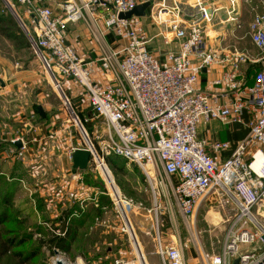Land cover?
Segmentation results:
<instances>
[{"label":"built area","instance_id":"1","mask_svg":"<svg viewBox=\"0 0 264 264\" xmlns=\"http://www.w3.org/2000/svg\"><path fill=\"white\" fill-rule=\"evenodd\" d=\"M0 2L27 34L80 130L84 132L63 90H68L66 83L80 89V103L103 125L104 139L98 149L88 140L86 148H76L90 151L86 170L110 183L105 161L111 156L121 158L145 175L155 200L156 188L163 191L157 176L163 174L189 231L200 201L211 190L220 191L232 215L214 255L202 256L190 235L188 242L199 264H233L236 256L237 264H264V219L253 214L264 203V0H153L143 17L126 19H119V14L143 2ZM242 7L248 8L246 36L259 51L256 59L228 44L225 34L215 30L226 25L241 28ZM77 23L92 42L84 56L67 42L69 25ZM258 63L261 68L248 77L247 69H255ZM212 72L216 74L202 88V75ZM210 120L223 126L240 124L246 136L234 145L206 143L198 137V127ZM224 151L231 154L222 162L211 155ZM257 155L261 161L254 169ZM110 191L120 232L126 235L132 254L128 259L114 258L110 264H152L125 216L124 206L129 203L114 189ZM154 242L158 264H187L188 242L175 236L166 243L159 232ZM61 259L65 263L57 262L70 264ZM75 264L87 263L78 257Z\"/></svg>","mask_w":264,"mask_h":264},{"label":"rangeland","instance_id":"2","mask_svg":"<svg viewBox=\"0 0 264 264\" xmlns=\"http://www.w3.org/2000/svg\"><path fill=\"white\" fill-rule=\"evenodd\" d=\"M2 7L4 8L3 4ZM2 7L0 5L1 14ZM8 14L2 15L8 16ZM241 15L243 24L241 28L236 29L233 25H226L215 30L225 34L228 44L247 51L256 59L259 57V51L246 36V25L249 21L247 7H242ZM11 19L14 25L12 23L10 26L14 33L24 35L13 16ZM231 31L234 33L232 34ZM254 68L247 69L248 77L261 66L258 63ZM0 81L4 85L3 87L0 85V200L7 184L11 185L14 192L11 209L16 211L9 213L6 223L0 228L8 229L10 233L1 236L26 234L31 241L19 248L25 250L43 237L49 235L59 237L61 234L59 224H68L66 218L68 215L64 214L68 210L63 209L56 216L54 210L58 205V199L51 193L61 189L63 195L60 203L67 204L71 194H68L70 193L68 189L62 190V184L74 180L71 174L73 172L70 164L71 150L86 148V145H89L87 140L98 149V143L104 139V129L99 121L94 120L96 128L93 127L92 122L85 123V119L89 121L91 118L90 112L87 108H83L80 99L75 100L69 90L63 89L84 132L80 130L67 106L64 105L60 92L53 86L38 57L27 43L25 35L15 40L5 38L0 33ZM78 90L80 92L79 88ZM73 91L75 94L78 93L75 88ZM39 105L47 115L42 121L39 120L36 111ZM18 140L24 148L15 145ZM107 167L109 170L108 165ZM124 171L125 173L118 177L119 182L111 170H109L110 174L107 173V177L110 178L111 175L112 182L100 178L99 174L96 175L98 178L94 182L105 193L111 188L114 189L123 201L129 203V207L124 206L125 216L149 263L158 264L154 242L156 232L160 233L162 241L165 240L166 243L175 236H179L184 243H187L192 239L190 236L192 234L201 249L202 256L218 253L226 220L232 215L229 204L220 191L218 195L217 191L211 190L200 201L195 210L194 225L189 231L174 204L167 177L163 174L157 176V181H163L168 188L164 187L163 183L160 184L163 191L156 188V194L159 196L156 195L155 200L149 190L147 178L137 166L126 163ZM137 180L141 186L137 184ZM170 181L175 184L174 179L171 178ZM108 197L111 203L109 209H113L108 216L111 228L98 225L95 230L81 232L78 242L83 253L71 252L68 255L56 250L49 251L45 247L40 252L41 255L39 254L28 264H52L53 260L59 257L70 264H75L78 257H82L81 259L87 264H110L114 259L113 256H119L118 251H121L122 255L127 254L130 248L126 235L120 232V219L113 206L115 198L112 194ZM44 199L48 201L45 202ZM44 205H47V208ZM262 205L260 207H264V203ZM253 214L258 215L255 211ZM102 215L94 213L92 217L100 218ZM103 219L104 215L99 220L101 224ZM94 244L98 245V249L93 248ZM187 244L190 250H185V260L190 261L188 264H199L197 254L191 250L193 245L189 242ZM0 264H19V262L8 255L0 260Z\"/></svg>","mask_w":264,"mask_h":264},{"label":"crops","instance_id":"3","mask_svg":"<svg viewBox=\"0 0 264 264\" xmlns=\"http://www.w3.org/2000/svg\"><path fill=\"white\" fill-rule=\"evenodd\" d=\"M146 1L147 0H142L141 2H146ZM67 42L76 48V50L80 56H84L92 47V42L89 41L86 30L84 29V26L81 25L80 23H77L74 25H69L68 33H67ZM215 74H216V72H212V73H209L207 75L203 74L202 78H201V87L204 88L206 82L211 77H213ZM65 86L70 91L71 97L74 98L75 100H77L78 94L74 93L73 85H71V83H66ZM82 106H83V108H87L85 104H83ZM88 110H90V109H88ZM45 115H46V113H45ZM51 118L53 119L54 116ZM94 120L98 121L94 116H92L89 119V122L93 123V127H94V123H95ZM96 127L97 126H95L94 128H96ZM246 133H247V131L240 124L234 123V124H231L229 126H223L219 122L214 121V120H210L208 122L202 123L198 127V137L200 139L204 140L206 143H210L211 141H219V142H225L226 141V142H230L234 145L236 142H239L242 139H244L246 136ZM208 152H210L209 149H208ZM230 154H231V151H224V152H221V153L216 154V155L215 154H211V155L218 162H222L225 158L229 157ZM70 164L72 165V160H71ZM128 165H130V164H128ZM71 174L73 175L74 180L70 181L69 183L63 182V184H62V190L66 191L68 189L70 191V193H68V194H71L70 197L68 195L69 200L67 201V204H65L63 202L60 203L61 196L63 195V192L61 191V189H59V191H57V192L52 191V193H51V195L53 197L56 196L58 199L57 204L59 206L57 205L56 209L54 210L55 213H57L56 216H58L63 211V209L68 210L71 213L70 214L71 220L75 221L77 224H79L80 219L84 215H89L88 218L85 220L86 222H84L85 224L80 228V230H78L80 235H82L81 232H86L88 230L91 231L93 229L95 230V228L98 225H102L105 228L106 227L111 228L109 225V221H108L109 217L108 216L113 211V209H109V207L106 206L105 203H103L104 197H106V196L108 197L109 195L107 194V192L105 193V192L100 191V189L97 187V184L94 182V180H97L98 177L96 175L90 173L89 170H85V171L73 170V172ZM137 184L139 186H141V183L139 182V180H137ZM65 185H67V186H65ZM143 189L145 190L146 188H143ZM43 192H48V191H43ZM47 195H49V193H47ZM43 196H45V195H43ZM43 201L47 202L48 200L44 199ZM45 208H47V205L45 206ZM96 208L100 209V214L104 215V219L102 220L103 221L102 224H101V222H99V220L103 217V215L100 218H98V217L93 218L92 217V215H94V213H96V211H95ZM177 211H178V209H177ZM105 219H106V221H105ZM116 230L117 229H115V231ZM169 242H171V241H169ZM90 246L92 247V245H90ZM94 246H93L94 249H98V245L94 244ZM81 253H83V251ZM118 254H119V256L115 255L113 257L114 258L128 259L132 255L130 252V249L128 250L127 254L125 253L124 255H122L121 251H118ZM83 257H84V254H83ZM188 261L189 260H187V264H188Z\"/></svg>","mask_w":264,"mask_h":264},{"label":"trees","instance_id":"4","mask_svg":"<svg viewBox=\"0 0 264 264\" xmlns=\"http://www.w3.org/2000/svg\"><path fill=\"white\" fill-rule=\"evenodd\" d=\"M0 5L2 7V4L0 2ZM2 12L5 14H8L7 11L2 7ZM2 13V14H3ZM0 13V33L2 36L5 38L9 39H20L22 38V34L16 35L12 29V26L10 24L14 25V22L12 21V16H6L2 15ZM6 16V17H5ZM12 29V31H11ZM17 32V31H16ZM28 43V41H27ZM90 112V116L92 117L93 114L91 110H87ZM47 118V115H45L44 119L39 117V120H45ZM89 119V118H88ZM87 120V119H85ZM89 122V121H88ZM86 123V122H85ZM13 147H16L14 144H12ZM106 163L109 166V170L112 171L113 175L117 178L120 175H123L125 173V166L127 161L118 158V157H108L106 159ZM11 185L7 184V188H5L4 193L1 196L0 200V228L3 224L6 223L9 213L10 212H16L15 210H12L11 208L13 207L12 205V197L14 195L13 188L8 189V187ZM99 189L101 187L97 185ZM102 191V190H100ZM103 192V191H102ZM103 203L110 206V199L109 197H104ZM96 213H100V209H95ZM65 215H68V224L67 226L64 225V223H60V231L64 234L63 236H53L49 235L48 237H43V239H39L38 241L35 242V245L28 249H19L22 248L24 245L28 244L31 241V238L27 236L26 234H13V235H7L5 237H2V234L10 233L8 229L1 230L0 229V260L3 258L7 257L8 255L13 256V258L19 262V264H28L30 263L33 259L37 258L42 251L43 248H48L49 251L57 250L58 252H62L65 254L70 255L71 252L73 253H80L82 252V249L79 248V237L81 236L79 234L80 228L85 224V220L88 218L89 215H84L80 219V223L77 224L75 221H72L70 218V212L67 211L64 213ZM93 221V220H92ZM91 221V222H92ZM80 226V227H79ZM77 246V250H76ZM81 246V245H80ZM41 255V254H40Z\"/></svg>","mask_w":264,"mask_h":264},{"label":"water","instance_id":"5","mask_svg":"<svg viewBox=\"0 0 264 264\" xmlns=\"http://www.w3.org/2000/svg\"><path fill=\"white\" fill-rule=\"evenodd\" d=\"M149 5H150V1L140 3L132 11L119 14L118 18L119 19H126V18H129L131 16L143 17L145 14V11L149 7ZM210 12L211 11L209 10L208 13H210ZM18 25L21 28L24 35L27 37V34L25 33V31L23 30V28L20 26L19 23H18ZM263 62H264V59H263ZM0 85H1V87L4 86L2 81H0ZM36 111H37V115L40 118L44 119L45 112H44L42 106H40V105L37 106ZM15 145L18 148L22 147V143L19 140ZM89 159H90V151L89 150H87V149H76V150H74V152L71 154L73 170L85 171L87 169ZM257 214L264 219V207H259ZM238 258H239L238 256L235 257L233 264H237ZM57 264H61V263L57 262Z\"/></svg>","mask_w":264,"mask_h":264},{"label":"bare ground","instance_id":"6","mask_svg":"<svg viewBox=\"0 0 264 264\" xmlns=\"http://www.w3.org/2000/svg\"><path fill=\"white\" fill-rule=\"evenodd\" d=\"M260 161H261V158H260V156L257 155L256 160H255V162L253 163V168H254V169H256V168L260 165ZM57 260H60V261H62V263H65L61 258H55V259L53 260V262L56 263ZM60 261H59V262H60Z\"/></svg>","mask_w":264,"mask_h":264}]
</instances>
